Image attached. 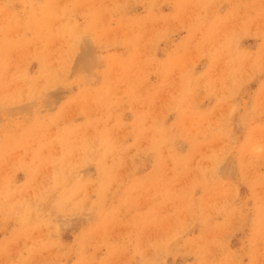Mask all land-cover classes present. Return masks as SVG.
Here are the masks:
<instances>
[{
    "label": "rangeland",
    "instance_id": "rangeland-1",
    "mask_svg": "<svg viewBox=\"0 0 264 264\" xmlns=\"http://www.w3.org/2000/svg\"><path fill=\"white\" fill-rule=\"evenodd\" d=\"M0 264H264V0H0Z\"/></svg>",
    "mask_w": 264,
    "mask_h": 264
}]
</instances>
